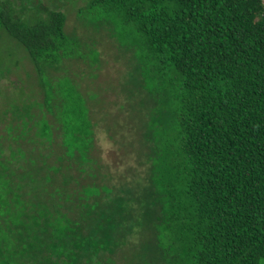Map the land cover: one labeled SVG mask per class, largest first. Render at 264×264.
<instances>
[{
  "label": "trees",
  "instance_id": "1",
  "mask_svg": "<svg viewBox=\"0 0 264 264\" xmlns=\"http://www.w3.org/2000/svg\"><path fill=\"white\" fill-rule=\"evenodd\" d=\"M18 3L0 0V28L24 47L44 86L45 66L98 61L65 31L62 11L41 4L28 14ZM85 13L133 50L154 101L143 209L150 260L136 264H264V2L87 0ZM44 89L49 104L58 98L64 153L81 164L93 139L86 99L69 78L56 93ZM24 111L25 126L32 116ZM38 124L50 140L51 124ZM1 154L0 146V264H117L109 251L128 230L121 200L104 202L91 186L72 207L56 201L57 187L50 200L25 201Z\"/></svg>",
  "mask_w": 264,
  "mask_h": 264
},
{
  "label": "rangeland",
  "instance_id": "2",
  "mask_svg": "<svg viewBox=\"0 0 264 264\" xmlns=\"http://www.w3.org/2000/svg\"><path fill=\"white\" fill-rule=\"evenodd\" d=\"M18 1L21 2L19 8L28 10V14L35 12L41 4L62 11L66 18L65 31L77 38L83 53H87L88 48L98 53L96 62L87 58L64 59L58 66L43 69L47 81L43 82L51 92L56 91L60 80L69 78L86 99L93 139L88 159L77 164L76 159L72 162L64 153L54 107L58 98L50 104L46 102L45 86L26 50L0 28L1 155L10 160L9 167L22 186L23 199L50 200L49 192L55 193L57 187L60 194L56 201L62 208L72 207L84 188L96 186L102 201L121 200L120 213L128 218V230L117 237L109 254L117 264L150 260L145 247L149 233L143 220V209L149 155L154 145L151 134L146 132L154 101L144 87L133 50L118 41L107 22L88 20L85 13L87 0ZM27 106L32 119L31 129L24 137L19 135L21 129L26 128L20 122L19 113H26ZM41 117L52 126L50 140L39 136ZM14 137L20 138L15 140ZM9 149L16 152L13 159Z\"/></svg>",
  "mask_w": 264,
  "mask_h": 264
},
{
  "label": "flooded vegetation",
  "instance_id": "3",
  "mask_svg": "<svg viewBox=\"0 0 264 264\" xmlns=\"http://www.w3.org/2000/svg\"><path fill=\"white\" fill-rule=\"evenodd\" d=\"M25 117H26V116H25ZM26 121L28 122L27 117H26ZM20 122H22V124H23V120H22V119H20ZM23 127H26L28 130H27L26 128L23 129V130L21 129V132L24 131L25 135H27V134H28V131H29V127H30L29 122H28V124H26L25 126L23 125Z\"/></svg>",
  "mask_w": 264,
  "mask_h": 264
},
{
  "label": "water",
  "instance_id": "4",
  "mask_svg": "<svg viewBox=\"0 0 264 264\" xmlns=\"http://www.w3.org/2000/svg\"><path fill=\"white\" fill-rule=\"evenodd\" d=\"M264 2V0H262Z\"/></svg>",
  "mask_w": 264,
  "mask_h": 264
}]
</instances>
